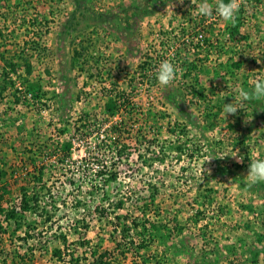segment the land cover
I'll list each match as a JSON object with an SVG mask.
<instances>
[{
	"label": "rangeland",
	"instance_id": "rangeland-1",
	"mask_svg": "<svg viewBox=\"0 0 264 264\" xmlns=\"http://www.w3.org/2000/svg\"><path fill=\"white\" fill-rule=\"evenodd\" d=\"M201 2L81 0L71 21L72 0H0L1 202L18 207L25 194L37 207L27 212L25 227L36 228L24 246L16 240L24 227L0 235L25 258L14 264H63L51 255L60 246L53 234L112 250L114 218L133 215L147 184L160 188L159 203L183 228L152 247L160 264H264V182L247 179L250 160L264 152V101L223 112L239 103L237 89L264 79V0H242L235 22L215 11L200 19ZM194 26L209 43L187 39ZM164 60L178 70L168 86L156 79ZM5 61L15 73L1 74ZM27 82L37 88L31 95ZM118 95L128 104L105 113ZM129 126L131 136L122 132ZM110 174L116 179L103 185ZM123 196L125 208L115 210ZM45 214L52 220L42 224Z\"/></svg>",
	"mask_w": 264,
	"mask_h": 264
},
{
	"label": "trees",
	"instance_id": "trees-1",
	"mask_svg": "<svg viewBox=\"0 0 264 264\" xmlns=\"http://www.w3.org/2000/svg\"><path fill=\"white\" fill-rule=\"evenodd\" d=\"M227 2L228 0H225V3ZM72 4L74 7V11L73 13H71V21H73L76 12L82 6L81 0H72ZM200 19H202V16H200ZM195 23H197V19ZM190 29H192L191 32L189 34L186 33L187 39L189 37L190 40H198V38H203L202 40L205 43H209V38L207 36H203V34L201 35V33H198V28L194 26ZM231 33L232 37H234V34L238 33V29L236 26L234 27V30H232ZM183 34H185V32ZM188 45L189 44L187 43H183V50H187V54L189 53V50L187 48L190 46ZM195 47H197L196 49H198L199 46L196 45ZM187 54H184L185 62L187 61ZM5 65L9 68V71L7 73L3 69L1 74L7 76L9 75L10 71L11 73H15V64L8 63L7 61H5ZM235 68L237 67L235 66ZM194 69H196L195 64L191 67H186V71L189 73H191ZM4 89L5 88H3V90ZM36 89L37 88L32 83L27 82V91L29 92V94L35 91ZM199 95L200 97L204 96V94L201 93ZM125 104H128L127 101L124 98H120L119 95L115 99L112 97H108L104 102L105 113L109 115H114L116 112L120 111V109H124ZM123 131H126V133L131 136V126H129V128H124L122 132ZM141 135L142 133L140 132L138 136L142 137L143 141H147L148 144L156 142L155 138L148 139L147 136ZM70 149L71 143L69 141H66L61 145V150L65 154H68ZM178 149L180 150V148ZM257 159L264 160V152ZM159 160L162 159L159 158ZM114 175L115 174H110V176L106 180H104L103 185L106 186L110 182L114 181L116 179ZM147 188L148 195L141 196L140 198L138 197V202L135 204V207L133 209V215L126 214L125 216H116L114 218L115 220H117V223H115L114 227H112V230L108 232L109 239L114 243V248L112 250L99 251V248L97 246L92 247L90 245V240L84 238V236H81L79 239L77 238L76 240L71 241L69 240L67 234H60L58 236H55L53 234V241H57L60 246L53 247L50 250L51 255L56 258L57 261L63 264H118L119 259L126 261L129 256L137 258L138 255L143 256V262L145 264L148 263V261L150 262L151 260L160 264L158 253L152 252V247L156 244H165L166 240L170 239L172 235L180 234L183 228L181 227V224L179 223L175 215L168 217L167 214L170 212L161 206L164 205L163 202H161V204L159 203L158 198L160 196V188L156 186V184H147ZM25 197L26 195L24 194L23 197L20 199V205L18 207L13 205L9 206L8 208H5L2 206L1 202L3 201V195H0V216H3L2 221L5 222L4 226L2 224V221L0 220V235L2 233H5L7 229L10 228V234L11 236H14L17 231H20V229L24 227L26 228L24 230V237L16 238L17 241L23 243V246L27 243V240L32 239V236L29 234V230H34V228H36V224L35 226H31V224L33 223H28L26 224L27 227H25L24 222L27 219V212H35L37 208L35 206L36 200L26 199ZM124 197L125 196L121 197L114 203L113 208L115 210H122L125 208L126 198ZM31 202L34 203L31 205ZM99 214L101 217L105 218H108L110 216V212H106V210L104 209H100ZM43 218L44 220L42 221V224L50 223L52 220V217L47 214H45ZM85 227L87 228V226ZM76 232L77 230L75 226L72 233L76 234ZM39 235H41V233L36 234L37 237ZM10 249L11 244L6 243L0 236V264H14L17 259L21 261L25 260V258L23 259L22 256L19 257L17 255L15 249ZM41 251H43L44 253H47L49 251L46 243L42 242ZM8 258L9 261L7 260Z\"/></svg>",
	"mask_w": 264,
	"mask_h": 264
},
{
	"label": "clouds",
	"instance_id": "clouds-1",
	"mask_svg": "<svg viewBox=\"0 0 264 264\" xmlns=\"http://www.w3.org/2000/svg\"><path fill=\"white\" fill-rule=\"evenodd\" d=\"M179 2L182 4L183 0H179ZM191 3L194 4V0H191ZM241 3L242 0H228L227 3H225V0H215V8H213V5L208 3V0H203V2L195 7V12L200 16L211 17L213 11H215L224 21L235 22ZM177 72V68L169 60H164L156 68V79L160 85L168 86L176 79ZM237 98L239 100L238 104H234L233 102L224 104L223 112L226 118L229 114L235 115L239 109H243L242 105L245 103L264 101V79L256 80L251 90L237 89V97H234V100ZM261 107H264V105H261ZM225 156L229 155H222L218 158ZM233 157L236 158L237 163L243 162V159L238 155ZM212 159L209 158L206 161H211ZM247 179L252 184L264 182V160H250Z\"/></svg>",
	"mask_w": 264,
	"mask_h": 264
}]
</instances>
